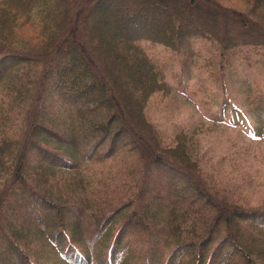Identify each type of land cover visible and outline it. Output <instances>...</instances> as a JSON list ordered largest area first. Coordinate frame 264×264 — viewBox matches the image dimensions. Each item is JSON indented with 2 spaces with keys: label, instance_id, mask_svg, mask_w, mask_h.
Masks as SVG:
<instances>
[{
  "label": "trees",
  "instance_id": "obj_1",
  "mask_svg": "<svg viewBox=\"0 0 264 264\" xmlns=\"http://www.w3.org/2000/svg\"><path fill=\"white\" fill-rule=\"evenodd\" d=\"M231 1L251 5L244 13L223 4ZM102 3L125 4L126 10L110 15L100 8ZM151 6L160 8L164 26L151 21L140 25L141 15ZM97 11L101 20L94 17ZM103 19L108 29L100 34ZM21 22L33 26L30 35L21 34ZM77 40H82V48ZM192 40L215 44L220 51L204 68L216 62L228 68L236 53H242L245 65L264 62V0H0V244L6 252L0 247V264L5 259L30 264L31 258L43 264L32 256L36 245L56 250L62 264H131L127 259L138 254L147 235L156 237L139 252L148 264H182L180 254L189 255L191 264L222 262L228 254L215 259L212 249L204 263L212 235L230 241L228 246L237 248L244 264H256L261 256L252 245L245 246L254 240L243 229L256 227L264 238V225L256 222L264 219L263 213L246 223L250 212L217 203L208 192L197 190L198 182L181 185L193 190L185 204L166 194L167 180L192 182L187 169L192 172L196 166L164 145L145 117L151 95L167 94L173 87L166 80L167 64L151 60L139 43L148 41L179 53ZM252 51L258 56L254 60L248 56ZM125 154L135 156L127 163L131 170L141 162L145 175L125 181L110 202L109 196L97 199L102 191L91 188L93 180L99 181L97 174L84 172ZM131 175L132 171L123 178ZM149 175L165 180L159 214L182 208L175 217L166 212L165 222L156 227L147 217L146 209L152 208L140 212L138 203ZM58 180L68 187L83 186L82 194L57 193ZM122 196L126 197L117 198ZM30 204L37 206L38 214L30 212ZM14 205L26 208L22 216ZM207 208L216 209L204 230L197 231L196 224L184 226L185 221L206 217ZM125 216L126 223L108 243L111 230L103 228V221L110 225Z\"/></svg>",
  "mask_w": 264,
  "mask_h": 264
},
{
  "label": "rangeland",
  "instance_id": "obj_2",
  "mask_svg": "<svg viewBox=\"0 0 264 264\" xmlns=\"http://www.w3.org/2000/svg\"><path fill=\"white\" fill-rule=\"evenodd\" d=\"M223 4L244 9V13H247L251 5V3L244 1L241 3L231 1ZM100 8L102 10L106 8L105 10L110 15H117L119 11L126 10L125 4L118 6L114 3L109 6L102 3ZM149 8L150 10L146 14L141 15L144 19L140 25L145 27V24L151 21L164 26L166 18L163 17L160 8L153 6ZM98 12L94 13V17L102 19ZM102 21L105 24L98 27L100 34L107 32L108 29L106 20L103 19ZM87 23L90 25L91 20H88ZM216 26H220V20L217 21ZM32 30L33 26L21 22V34L28 33L30 35ZM76 42L82 48V40ZM139 46L151 60L155 59L157 64H167L165 68L166 80L173 87L172 91L167 94L157 92L151 95L145 107V117L153 127L155 126L154 128L160 134L164 145L178 150L185 161L195 163L196 166L192 172L187 169L192 176V182L184 181L179 177L176 179L178 184L172 180H167L170 189L167 190L166 194L176 196L180 203L185 204L191 197L193 190L190 193V189L185 190L181 185L190 187L198 182L195 184L199 187L197 190L208 192L210 198L217 203L239 206L250 212L248 217H245L246 223H252L253 219L261 216L260 213L264 215V62L245 65L242 53H236L230 56L231 65H227L228 68L223 67L219 62L214 63L210 68H204L203 64L208 65L220 56V51L215 44L192 40L189 47L179 53L161 45L151 44L148 41L139 43ZM254 55V51L251 54L248 53L251 60L258 57ZM93 89L97 88L94 87ZM48 104L45 102L44 106L46 107ZM10 115L12 117L13 113ZM7 122L9 121L3 120L2 123L7 124ZM132 157L135 156L120 155L113 159L116 160L114 163L98 165L84 172L86 176L91 173L97 174L99 181L93 180L91 182V188L94 191H102L96 195L97 199L109 196L107 202H110L115 199L113 198L115 193H120L119 187L125 181L135 180L145 175L141 162L131 170V165L127 163L134 160ZM130 171H132L131 177L123 178ZM104 174H107V179L104 178ZM121 178L123 179L120 181ZM54 189L60 194L79 193V196L83 192V186L81 188L68 187L62 184L60 180L54 183ZM164 190L166 191L165 180L162 183L159 178L149 175L146 189L140 195L138 203L140 204V212H143L145 207L152 208L151 210L146 209L149 216L144 214L153 220L150 224L151 227L163 224L166 212L174 217L182 213L180 211L182 208L179 207L178 211H172L168 208L159 214L158 211L163 207L158 203L161 198L166 196ZM124 197L126 196L117 198ZM122 202L124 201L122 200ZM12 203L13 200L9 197L7 204L11 205ZM198 205L199 200H196L195 206ZM14 207L21 216L24 214L23 209L26 210L19 205H14ZM135 207L136 204L131 207V210ZM29 208H31L30 212L34 213L35 210V214H38L37 206L30 204ZM215 209L207 208L206 217L196 223L185 221L184 226L191 228L193 224H196L198 226L197 231L204 230L212 221ZM252 212L259 213L253 216ZM5 213L6 210L4 209ZM169 218L173 220V218ZM126 220L127 216L117 218L110 225L105 220L103 221V228L111 230L107 239L108 243L113 240L115 233L126 223ZM83 221L88 223L89 218L83 217ZM256 222L264 225V219L261 217L257 218ZM236 225L241 229L243 224L239 222ZM252 227L247 225L243 229V233L250 235L254 240V244L246 242L245 246L252 245L251 249L256 250L255 252L261 256L256 264H264V253L260 252L264 250V238L256 233V227L254 229ZM1 237L2 235H0V240ZM155 242L156 237L144 236L143 243L139 245V250L141 251ZM230 243V241L223 242L222 239L219 240V237L214 238L212 235L204 263L210 251L214 249L213 256L215 259L218 254H228L229 257L222 262L216 260L211 264H244L237 254V248L228 246ZM0 247L3 254L6 255L4 245L0 244ZM58 247L60 246L58 245ZM140 251L134 257H129L127 262H131V264L150 263L148 259L139 257ZM32 256L43 264H62L56 250L51 251L49 246L45 248H41L40 245L34 246ZM178 257L180 261L184 259L182 264H191L189 255L180 254ZM2 264H10V262L5 259ZM30 264L38 263L34 258H31Z\"/></svg>",
  "mask_w": 264,
  "mask_h": 264
}]
</instances>
